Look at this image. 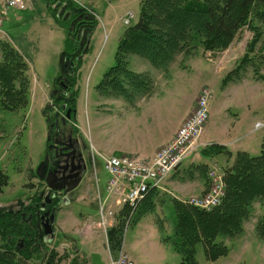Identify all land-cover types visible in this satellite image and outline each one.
<instances>
[{
    "label": "rangeland",
    "instance_id": "374dc122",
    "mask_svg": "<svg viewBox=\"0 0 264 264\" xmlns=\"http://www.w3.org/2000/svg\"><path fill=\"white\" fill-rule=\"evenodd\" d=\"M77 1L95 14L97 25L78 72H72L71 78L77 75L75 86L64 92L67 98H71L76 91L75 113L70 109L69 118L65 116L67 109L61 107V102L54 101L51 92L58 89L55 84L53 88V81L60 71L59 54L66 38L64 28L55 22L44 0H24L23 10L10 9L3 16L0 39L9 42L27 62L30 97L25 109H0V175L6 182V185H0V212L15 211L21 202L30 201L29 198L40 189L35 172L45 154L50 132L69 130L83 142L90 155L88 181L91 187L85 193L80 182L69 193V204L59 203L54 215L52 239L50 241L48 236L45 242L58 255L68 252L69 256H63L58 264H70L73 249L65 240L69 233L67 229L73 217L82 215L91 219L96 216L93 203L98 194L105 195L108 179L104 157L117 150L123 141H133L127 143H134L136 149L150 141L149 137L160 141L179 122L180 127L193 111V108L189 111L190 107L202 89L208 88L212 98L209 119L198 138L202 145L180 164L177 172L169 174L174 175L172 178L177 183L165 184L171 178L168 176L162 188H158L153 197L155 213L144 217L143 231L139 232L140 221L135 224L131 221L123 229V249L134 264H180L181 255L172 240L175 221L172 199L184 200L190 206H195L197 199H205L215 184L210 175L213 170L222 188L218 203L211 208L217 206L225 195V169L231 166L235 154L246 150L257 155L261 150L264 136V35L251 52L248 44L253 32L243 28L223 51L212 52L197 46L188 54H176L174 61L163 71L146 64L142 58L129 56L132 59L130 69L147 74L149 89L140 95L141 100L135 101L138 105L130 106L131 102L122 108L120 101L126 99L121 94L101 89L98 85L104 73L116 63L118 42L125 28L137 20L142 0ZM129 12L134 16L127 22ZM260 28L264 30L262 25ZM247 52L249 60L242 62ZM60 94L64 95L58 91ZM127 114L130 116L125 117ZM133 115L142 117L132 120ZM121 117L128 122H122ZM62 120H65L63 125ZM257 123L262 125L255 128ZM209 144H220L224 150L204 157L200 150ZM203 164L207 167L201 171ZM76 193L81 197L84 195L83 198L72 197ZM242 227V231L233 237H218L229 250L215 261L206 258L203 245L198 242L195 245L198 264H264V235L261 234L264 230V198L252 203L250 215ZM70 235L75 238L76 247L91 257L94 264H104L108 252L102 230L91 235L79 231ZM44 259L33 263L42 264ZM86 262L83 259V263Z\"/></svg>",
    "mask_w": 264,
    "mask_h": 264
},
{
    "label": "trees",
    "instance_id": "16d2710c",
    "mask_svg": "<svg viewBox=\"0 0 264 264\" xmlns=\"http://www.w3.org/2000/svg\"><path fill=\"white\" fill-rule=\"evenodd\" d=\"M44 1L66 35L59 54L60 71L54 78L53 87L57 78L64 77L70 89L77 78V75L71 78L72 72H78L82 57L88 51L97 19L93 12L75 1ZM260 25L264 28V0H142L137 20L125 28L118 42L116 63L104 73L98 86L114 90V94H121L131 101L134 95L147 93L149 84L146 73L130 69L129 56L142 58L153 68L163 71L174 61L176 54H188L197 46L212 52L223 51L243 28L253 32L248 44V50L252 52L264 35ZM248 53L243 55L242 62L249 60ZM51 92L54 101L62 103L61 107L67 105L66 109H75L76 91L71 98H67V94L58 95V90ZM29 97L27 62L9 42L0 39V109H25ZM223 150L224 146L220 144H210L200 151L208 157ZM206 167L203 164L200 170L204 171ZM4 179L0 175V185H6ZM224 183L225 195L211 209L172 199L175 213L172 240L181 255L180 264H198L195 259L198 242L202 243L210 261L228 253V246L218 237L239 234L250 215L252 203L264 198V136L259 154L251 155L247 151L235 154L233 163L225 169ZM156 190L155 187L148 190L130 217L127 207L119 210L115 223L107 230L112 253L122 243L126 222L127 225L131 221L135 224L147 214L155 213L153 197ZM23 211L30 212L27 208ZM0 217V264H34L43 258L42 264H58L63 256H69L68 252L58 255L53 248H48L46 240L37 238L36 230L31 229L16 210H2ZM261 234L264 235V230ZM17 238L24 239L23 246L17 244ZM69 263L84 264L80 255L70 257Z\"/></svg>",
    "mask_w": 264,
    "mask_h": 264
},
{
    "label": "built area",
    "instance_id": "2783aa9c",
    "mask_svg": "<svg viewBox=\"0 0 264 264\" xmlns=\"http://www.w3.org/2000/svg\"><path fill=\"white\" fill-rule=\"evenodd\" d=\"M23 0H0V31L3 16L10 9H24ZM132 14L128 15L131 18ZM128 21V19L126 20ZM212 98L211 90L203 88L191 114L181 123L175 136L166 144L159 147L149 158L135 155H112L104 157V169L108 173L105 185V195L98 199V218L95 228H100L106 235L112 226L118 208L127 207L130 215L138 206L150 188L161 187L167 176L185 159L195 154L201 143L198 138L209 118V103ZM262 124L257 123L255 128ZM214 186L212 193L205 199L195 200L194 205L202 209H210L219 201L222 194L221 182L210 170ZM210 189V190H211ZM107 249L109 250L106 239ZM110 254L108 264H134L123 249V240L115 254Z\"/></svg>",
    "mask_w": 264,
    "mask_h": 264
},
{
    "label": "flooded vegetation",
    "instance_id": "af4514ba",
    "mask_svg": "<svg viewBox=\"0 0 264 264\" xmlns=\"http://www.w3.org/2000/svg\"><path fill=\"white\" fill-rule=\"evenodd\" d=\"M65 81L64 77H60L54 82L56 87H58L57 90H63V94L69 88ZM67 107L66 105L64 109ZM64 122L65 120H62L61 125ZM89 166L90 155L79 138L74 136L69 130L60 131L58 129L56 132H50L45 154L35 172L38 178L37 186L40 189L37 190L35 196L33 195L29 198L30 201L28 203L24 204L21 202L16 209L21 217L26 219L27 225L31 229L36 230L37 238L46 240L48 236L44 235L43 222L53 212V208L64 201L65 196L73 192L80 182H85L89 173ZM77 177L80 179L76 187L64 193V189ZM48 184H52L58 190L55 187H48ZM24 208H27L30 212L28 214L24 213ZM1 214L2 212H0ZM23 237L26 238L25 236ZM17 239L21 241L20 244H17L23 246L24 239Z\"/></svg>",
    "mask_w": 264,
    "mask_h": 264
},
{
    "label": "crops",
    "instance_id": "0c3cea01",
    "mask_svg": "<svg viewBox=\"0 0 264 264\" xmlns=\"http://www.w3.org/2000/svg\"><path fill=\"white\" fill-rule=\"evenodd\" d=\"M131 60H130L129 66L132 65ZM146 64H148V63L146 62ZM136 100H141V96L140 95L139 96L138 95H135L134 98L130 102H128L127 100L122 99L120 101V105L119 106L122 107V108H126V105H130V103L132 102V105H130V106L135 107L134 106L135 103H136V105H138V103L135 102ZM126 102H127V104H126ZM193 106H194V103H192V106L190 107V110L189 111L192 110ZM124 116L125 117L126 116L129 117L130 115L127 114V115H124ZM140 117H142V116L133 115L132 120L133 119H140ZM121 119H122V122H128V120H126L123 117H121ZM179 124H180V122L173 128V130H171L168 134H166L165 137L161 138L160 141H158V140L155 141L153 137H149V140L150 141H148L147 143H144L143 147H140L139 146L137 149H136V147H134V143L133 144H130L133 141H131V142L130 141H126V142L123 141V143H120L121 145L118 146L117 150H113L111 152V155H113V154H123V153H126V154H134V155L139 156L141 158H148V157L152 156L154 154V152L160 146L166 144L167 142H169V140H171L173 138V136H174V134H175V132H176ZM205 128H206V126H205ZM133 137L135 139V136H133ZM127 142H130V143H127ZM130 145H132V146H130ZM125 151H127V152H125ZM244 151H246V150H244ZM177 171H178V168L173 173H175ZM172 175L169 176L171 178L165 184L168 183L170 185H174L175 183H177V182H175L173 180L172 177H174V175L173 176ZM88 177H89V173L87 175V178ZM87 178L85 179V182H83V184L81 185V188L83 189L82 191H84L85 193H87L88 190L91 187L90 184H89V181H88L89 179H87ZM156 191H159V189H157ZM83 196L84 195H82V197H81L80 194L76 193L72 197H74V198L77 197V200H79V199H82ZM68 197L70 198V196H68ZM98 197H100L99 194H98ZM98 197L95 200V203H93V205L96 207V216L93 217V218H91V219H88L86 217H83L82 215H80L79 217L78 216L73 217L72 218L71 225L67 229V231L69 233L66 232L67 233L66 234L67 235V238L65 237V239H68L69 243L72 244L73 251L71 252L70 257H73V255H80L83 259L87 260V262L85 264H94V263H93L91 257L86 256V254L80 248H77L76 247V245H75V238L73 236H71L70 234L71 233L77 234L78 231H79L83 235H91V234H93V232H95V231L97 232V231H100L101 230L100 228H95V225H94V223L96 222L97 217H98ZM68 204H66V205H68ZM144 217L139 222V225H140L139 232L143 231V229H144L143 228V226H144L143 224L144 223H142L145 220ZM107 252H108V255H107V258L104 260V264H108L109 263L110 254H109V251L108 250H107Z\"/></svg>",
    "mask_w": 264,
    "mask_h": 264
},
{
    "label": "water",
    "instance_id": "95a60500",
    "mask_svg": "<svg viewBox=\"0 0 264 264\" xmlns=\"http://www.w3.org/2000/svg\"><path fill=\"white\" fill-rule=\"evenodd\" d=\"M64 107V106H63ZM73 113H75V110H73ZM70 116V109L67 110L66 113V117L69 118ZM79 177H77L75 180H73L65 189H64V193L65 192H69L71 189H73L74 187H76V185L79 182ZM48 187L53 188L55 186H53L52 184H48ZM57 189V187H55ZM58 190V189H57ZM67 199L64 200V203H66ZM48 215V214H47ZM54 220V213H50L49 217L46 218L45 222H43V226H44V235H49L50 238L49 240L51 241L52 236H53V228H52V222Z\"/></svg>",
    "mask_w": 264,
    "mask_h": 264
}]
</instances>
